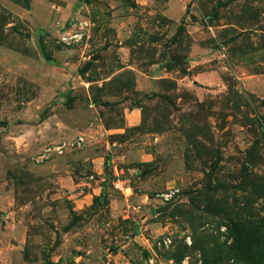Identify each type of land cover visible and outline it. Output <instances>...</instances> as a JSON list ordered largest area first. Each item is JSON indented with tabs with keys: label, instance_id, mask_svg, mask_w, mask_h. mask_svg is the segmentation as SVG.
<instances>
[{
	"label": "rangeland",
	"instance_id": "obj_1",
	"mask_svg": "<svg viewBox=\"0 0 264 264\" xmlns=\"http://www.w3.org/2000/svg\"><path fill=\"white\" fill-rule=\"evenodd\" d=\"M0 264H264V0H0Z\"/></svg>",
	"mask_w": 264,
	"mask_h": 264
}]
</instances>
